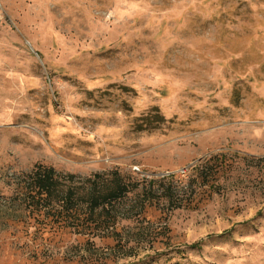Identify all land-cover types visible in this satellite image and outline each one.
Segmentation results:
<instances>
[{
  "label": "rangeland",
  "instance_id": "1",
  "mask_svg": "<svg viewBox=\"0 0 264 264\" xmlns=\"http://www.w3.org/2000/svg\"><path fill=\"white\" fill-rule=\"evenodd\" d=\"M36 165L129 192L69 227ZM0 264H264V0H0Z\"/></svg>",
  "mask_w": 264,
  "mask_h": 264
},
{
  "label": "trees",
  "instance_id": "2",
  "mask_svg": "<svg viewBox=\"0 0 264 264\" xmlns=\"http://www.w3.org/2000/svg\"><path fill=\"white\" fill-rule=\"evenodd\" d=\"M24 176L21 182L24 201L33 210H54L67 216L69 227L98 224L105 219L112 205L129 192V186L119 175L109 181L104 175L95 174L84 180L85 186L81 189L73 185L74 175L59 174L53 167L36 165ZM79 207L84 208L83 214L79 213Z\"/></svg>",
  "mask_w": 264,
  "mask_h": 264
}]
</instances>
